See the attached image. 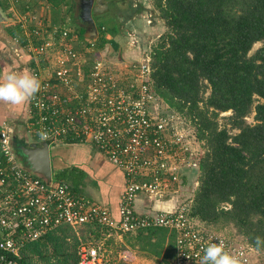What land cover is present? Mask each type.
<instances>
[{
  "label": "built area",
  "instance_id": "obj_1",
  "mask_svg": "<svg viewBox=\"0 0 264 264\" xmlns=\"http://www.w3.org/2000/svg\"><path fill=\"white\" fill-rule=\"evenodd\" d=\"M19 20L25 43L17 47L16 55H29L34 61L27 133L50 145L67 140L92 145L124 171L126 185L115 218L108 206L76 195L70 182L55 184L26 168L14 148L13 130L4 122L0 125V264H22L27 243L63 225L80 241L78 264H111L106 239L123 240L128 233L156 227L175 232L174 264H251V247L234 242L194 215L193 200L163 211L136 210L138 195L163 200L172 195L180 169L197 166L182 130L162 110L169 106L153 86L150 56L117 68L103 56L89 64L87 53L95 49L77 50L76 36H70L68 27L49 28L36 15H20ZM15 41L22 43L20 37ZM154 106L158 111H153ZM85 227L90 229L86 237Z\"/></svg>",
  "mask_w": 264,
  "mask_h": 264
},
{
  "label": "trees",
  "instance_id": "obj_2",
  "mask_svg": "<svg viewBox=\"0 0 264 264\" xmlns=\"http://www.w3.org/2000/svg\"><path fill=\"white\" fill-rule=\"evenodd\" d=\"M13 1L20 6L22 15L34 13L35 6L43 2L48 11L44 16L39 15L49 28L71 27L75 22L71 18L74 16L62 15L58 16L61 21L54 24L51 15L73 6L75 0ZM0 4L8 13L12 3L0 0ZM154 4L165 32L149 54L154 68L153 86L171 109L191 121L197 140L204 143L206 150L196 159L197 167L179 173V186L186 190L191 183L198 182L195 193L191 191L194 197L189 199L193 200V214L212 224H234L256 249L264 251V45L250 55L254 45L264 41V0H154ZM141 6L133 12H140ZM105 22L104 18L95 20L99 32L96 38L86 36V27L70 32V36H76L74 47L82 48L81 43L90 39V47L100 54L105 52L111 40L108 30L104 31ZM2 25L6 28L5 38L20 37L22 43L18 47L24 46L23 32L15 29L19 28L17 21ZM117 28L113 33L119 32ZM1 38L2 35L0 50L10 54ZM24 59L31 56L25 55ZM256 96L261 101L256 102ZM226 112L230 114L224 117L222 125L219 116ZM250 113H254L253 124L247 122ZM75 143L67 140L64 144ZM21 144L20 139L13 138L19 154ZM186 170H194V175ZM75 171L73 175L67 170L56 173L53 182L58 184L68 179L76 195H82L86 173ZM162 201L174 206L180 202L177 196H167ZM226 204L230 207L225 208ZM89 230L86 227L82 230L84 237ZM91 231L95 232V228ZM100 236L98 230L95 237ZM123 238L130 249L154 259L156 264H174L177 245L175 232L169 228H150L128 233ZM106 241L105 246L109 247ZM79 243L70 227L59 226L42 239L27 243L20 261L78 264Z\"/></svg>",
  "mask_w": 264,
  "mask_h": 264
},
{
  "label": "rangeland",
  "instance_id": "obj_3",
  "mask_svg": "<svg viewBox=\"0 0 264 264\" xmlns=\"http://www.w3.org/2000/svg\"><path fill=\"white\" fill-rule=\"evenodd\" d=\"M25 1V0H24ZM29 1V0H28ZM141 1V2H140ZM9 2L12 3V5L9 7V10H7L8 13H11L12 16L14 17V22L15 21H20L19 16L22 15V11L19 5L14 4L15 2L13 0H9ZM143 4V5H142ZM24 5V4H23ZM136 5V6H135ZM142 5V6H141ZM142 8V10L139 12H133L134 8ZM71 9V10H70ZM144 9V10H143ZM34 13H30L29 15H36L38 18H40V15L42 14L43 16L46 15L47 7L43 2H40L37 6L34 8ZM70 14H65L69 13ZM93 11L95 14V17L97 20H101L104 18L105 22V30L109 33H107V36L111 39L110 42L106 45L105 52L100 54L95 51H90L88 54V63L92 64L97 58L100 56H103V59L106 63L110 64L111 67H121L126 64L130 63H141L142 61L146 60V58L149 56L151 53L150 51L153 49L154 46L158 43L159 40V33L154 30L156 33H151V34H142V32H146V28L152 29V26L161 25L158 20V13L159 11L156 9L154 0H94V6H93ZM38 12V13H37ZM45 12V13H44ZM40 14V15H39ZM50 14V13H49ZM80 14V0H75V3L73 6L70 8L65 7L64 10L60 12H55L54 14L52 13L53 17V22L58 23L61 20L58 19V16L61 17L62 15L68 18L70 15L76 16L77 21L75 20L73 26L68 27L72 32L75 31V29L79 27H87L86 24H84L80 19H78V15ZM94 17V18H95ZM138 20H143L144 22H141L138 24ZM11 23V22H9ZM142 23V24H141ZM145 23V24H144ZM3 23L0 24V35H2V43L3 46H6V50L12 51L13 56L16 54V49L18 47V43L15 41V39H11L10 37L5 38V26L2 25ZM8 24V23H5ZM98 24V23H97ZM100 26V24H98ZM119 30L117 33H113L115 31V27ZM162 26V25H161ZM16 32L17 30H20V28L17 29L15 28ZM103 29V28H102ZM154 29V27H153ZM111 30V31H110ZM117 31V30H116ZM141 33L144 37V40L141 38L139 35ZM150 33V32H148ZM91 42L90 39L84 40L81 45L77 48V50H83V46L90 47L88 44ZM264 45V41L259 42L254 45L252 51L250 52L251 54H254V52L262 47ZM92 48V47H90ZM141 48V49H138ZM130 49L135 50L137 49V57L130 62H127V55H125V52L129 51ZM9 54V55H10ZM20 63V62H19ZM125 63V64H124ZM209 94V91L207 92V95ZM256 102L261 101V99L256 96L255 97ZM158 106L153 107V111H158ZM164 109L165 112L171 114V119H172V124L175 127H179L180 130H182V135L186 138V141L190 143V148H193L194 150V155L192 158L199 159L201 158L204 153H205V146L204 143L197 140L196 136V128L193 126L190 120L188 118L177 111L176 109H171L170 107L164 106L162 110ZM161 110V111H162ZM230 112L226 113H221L219 116V122L220 124H225V119L227 115H229ZM27 119V118H26ZM247 122L250 124L255 123L254 120V113H250L247 117ZM184 128V130L182 129ZM14 131V130H13ZM28 134V133H27ZM29 135V134H28ZM31 136V135H29ZM185 166V165H184ZM197 167V166H196ZM189 167L185 166L180 169V172H183L185 169ZM189 171V170H186ZM194 170L189 171L188 173H192L194 175ZM191 178H196L192 177ZM181 181V178L179 176V180L177 181L178 183H175L172 188H171V193L172 195L170 197H175L174 195H177V199L182 201V200H189L194 197L195 193L193 190H195L198 187V182L197 183H191L189 186L186 187L185 189L180 188L179 183ZM196 181L198 179L196 178ZM193 191V193L191 192ZM172 207L174 205L171 203L170 204ZM229 204L225 205V208H229ZM200 219V218H199ZM202 220V219H201ZM204 221V220H202ZM206 222V221H204ZM208 226L211 228L215 229L216 231L228 235V238H231L234 242L237 243H242L243 245H248L251 247V255L248 254L249 259L251 264H264V251H260L256 249L248 240V238L239 232L237 227L232 224V223H226V224H212L206 222ZM116 238V237H112ZM117 241H114L112 239H108L106 242L109 247H106L109 253V257L111 260V264H156V261L152 258H148L146 256H143V254L137 253L133 248H129L130 246L125 243L126 240L123 238L121 239H116ZM126 245L128 247H126ZM126 252L125 254H123ZM125 255L124 259L122 258V255Z\"/></svg>",
  "mask_w": 264,
  "mask_h": 264
},
{
  "label": "crops",
  "instance_id": "obj_4",
  "mask_svg": "<svg viewBox=\"0 0 264 264\" xmlns=\"http://www.w3.org/2000/svg\"><path fill=\"white\" fill-rule=\"evenodd\" d=\"M78 16V19L81 20L80 14ZM71 18L72 21L74 18L77 21L76 16ZM140 21L144 22L143 20H138V24ZM158 22L162 26L156 24L152 26L151 30L146 28V32H142V34L158 32L160 37L165 32V26L161 19ZM142 34L139 33L144 40ZM137 52V49L126 51V58L129 60L135 59L138 55ZM10 53L12 54V51ZM24 58L25 56L21 58L16 54L15 56L9 55L5 51L0 50V125L4 122L9 123L12 130H14L12 140L13 138H18L20 143H22L18 150L21 147H31L32 144L43 142L38 136H29L26 130L29 96L35 90V79L32 75V68H34L32 65L33 59L27 60ZM22 59L23 62H20ZM64 143L50 145L52 180L54 181V174L64 170L69 171L71 175L76 173L75 169L84 171L86 176L83 180V194L94 202L108 206L115 218H119L118 206L126 185L124 171L110 163L98 150L93 149L89 144L75 143L74 145ZM18 152H16L17 155L23 161L24 166H26L24 157L21 152V155ZM26 168L28 167L26 166ZM67 180L64 179L63 181ZM170 204V202L166 204L158 198L141 194L136 199L135 207L140 213H149L173 208L170 207Z\"/></svg>",
  "mask_w": 264,
  "mask_h": 264
},
{
  "label": "water",
  "instance_id": "obj_5",
  "mask_svg": "<svg viewBox=\"0 0 264 264\" xmlns=\"http://www.w3.org/2000/svg\"><path fill=\"white\" fill-rule=\"evenodd\" d=\"M93 6L94 0H80V18L87 25L85 34L88 38L98 36V28L93 17ZM13 21L14 18L8 15L0 4V24ZM21 154L29 170L36 175L43 176L48 181H52L51 154L48 141L32 144L31 147H21Z\"/></svg>",
  "mask_w": 264,
  "mask_h": 264
},
{
  "label": "flooded vegetation",
  "instance_id": "obj_6",
  "mask_svg": "<svg viewBox=\"0 0 264 264\" xmlns=\"http://www.w3.org/2000/svg\"><path fill=\"white\" fill-rule=\"evenodd\" d=\"M97 26V25H96ZM98 28V27H97Z\"/></svg>",
  "mask_w": 264,
  "mask_h": 264
}]
</instances>
